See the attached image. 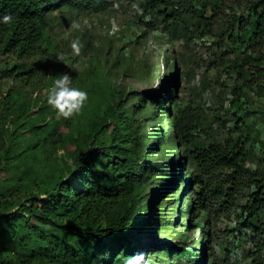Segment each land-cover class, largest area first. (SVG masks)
I'll return each mask as SVG.
<instances>
[{
    "label": "trees",
    "instance_id": "1",
    "mask_svg": "<svg viewBox=\"0 0 264 264\" xmlns=\"http://www.w3.org/2000/svg\"><path fill=\"white\" fill-rule=\"evenodd\" d=\"M97 4L99 0H0V16L9 14L14 21L0 23V53L20 60L4 70L3 77L23 79L36 64L33 58L45 55L39 53L52 45L46 36L50 11L65 6L96 9ZM138 11L146 28L161 27L173 37L188 23H195L201 36L212 34V20L206 18L211 12L222 25L217 36L229 48L216 55V67L234 77L235 87L240 84L237 93L245 87L264 96V0H139ZM170 55L171 64L166 57L170 71L165 74L169 77L157 84L166 88L163 96L149 91L147 101L156 105L149 115L142 98L129 106L128 94L105 84L106 75L91 79L106 101L88 109L78 133L68 126V133L57 134L60 126L53 119L40 123L39 117L29 118L26 99L19 93L3 103L0 167L10 163L18 172L23 170L19 181L38 186L41 180L47 188L14 198L17 190L0 182V264H123L138 253L145 254L148 264H161L164 255L169 264H181L182 258L172 259L180 251L170 243L174 234L163 236L172 229L165 214L164 230L158 228V217L142 216L145 209L157 213L161 207H174L176 192L177 201L182 198L188 206L175 208L181 229L173 233L193 243V223L205 215L204 224H197L199 249L193 252L189 245L183 264L213 263L206 252L221 217L239 223L248 234L254 246L248 257L257 264L264 258V172L246 167L253 160L247 147L254 139L251 128L242 121L243 131L235 138L206 142L200 135L203 128L190 114L195 106L182 107L175 100L178 83L190 75L181 73V62ZM11 122L15 129L30 127L24 150L8 143L14 135L7 126ZM149 135L153 142L145 143ZM255 138L259 140L257 134ZM171 139L173 148L168 146ZM58 147L72 150L57 157ZM160 179L157 185L150 183ZM190 230L192 234H187ZM159 231L162 239L153 241Z\"/></svg>",
    "mask_w": 264,
    "mask_h": 264
},
{
    "label": "rangeland",
    "instance_id": "2",
    "mask_svg": "<svg viewBox=\"0 0 264 264\" xmlns=\"http://www.w3.org/2000/svg\"><path fill=\"white\" fill-rule=\"evenodd\" d=\"M97 5L96 9L77 10L65 6L50 11L46 36L49 37L52 45L48 50L39 53L45 55L33 58L32 61L36 64L32 72L25 74L23 79L13 75L10 78L3 77L4 70L16 67L20 64V60L16 56L0 53V114L4 112L3 103L11 95L19 93L26 99L29 118L39 117L40 123L53 119L57 127L60 126L57 134L68 133V126L74 130V133H78L87 121L88 109L95 110L98 105L106 101L101 96L103 93L93 87L91 79L94 82L96 75H98L97 80L106 75L105 84L121 88L128 94L126 99L129 106L133 102L136 103L137 98H142L146 103V114L149 115L150 110H155L156 106L151 101H147L150 92L156 90L163 96L166 90L157 84L165 77H169L165 76L166 72L170 71L166 57L168 56L171 64V53L176 55L181 62L179 68L181 73L185 71L190 75L178 83L175 100L177 98V103H180L182 107L188 103L195 106L196 110L190 114L203 128L200 132L201 137L206 142H223L224 138H235L243 131L242 121L247 123L251 128L250 138L254 137V139L247 144V147L253 151V160L249 161L246 167L252 171L264 172V96L257 97L252 90L245 87L238 89L241 94L237 93L234 90L240 84L235 87L234 77L229 73H224L222 68L216 67L214 62L216 55L229 49L217 36L222 28L221 22L217 23L218 18L211 16L212 13L209 11L206 14V18L211 19L213 24L210 35L201 36L195 30L196 24L192 23L190 26L188 23L187 28L175 32L174 38L169 31H163L161 27H155V29L145 27V24L141 22V12L138 11L139 0H99ZM73 22L80 25L79 30L71 28ZM73 39H78L83 45L80 56L73 55L69 48V43ZM61 54L64 58L62 62H59L57 57ZM92 72L95 73L93 78L88 76ZM63 73L71 76L73 86L88 94V100L81 113L69 120L59 118L46 100L48 90L53 86L52 84L49 87L50 81ZM20 123L25 124V119H22ZM7 126L14 133L8 143L12 141L11 146L17 151L24 150L30 140V127L22 125L15 129L16 126L12 122ZM150 131L151 129L146 127V134H150ZM256 134L259 136L258 141L255 140ZM148 142H153V136L149 135L145 143ZM173 144L174 140L171 139L168 146L173 148ZM68 150L72 148L67 149L66 147L64 151L58 147L54 155L64 156V152L67 154ZM65 159L69 163L67 156ZM10 165L7 163L0 167V182H5L3 183L5 188L12 186L11 188L17 190L14 198L22 196L24 192L37 195L46 190L47 187L41 180L38 181V186L29 185L26 179L19 181L18 179L24 176H21L23 170L18 172ZM153 182L157 185L161 179L150 181V183ZM179 188V186L176 187L178 191ZM174 197L176 198L174 207H161L157 213L153 208L148 211L145 209L142 216L158 217V228L164 230L161 219L165 214L172 229L170 228V232L167 233L163 231V236L174 234L170 238V243L173 250L180 251L172 259L180 257L182 258L181 264H183L187 258L184 259L182 254L191 249L188 246L192 244L193 252L197 248L196 240L199 237L197 224L198 222L204 224L205 215L198 214V218L193 223L195 225L193 226L195 238L193 243L180 238L178 232L173 233L172 231L181 229V226L179 227L180 217L175 208H186L188 202H183L182 198L178 202V192L174 194ZM238 224L235 221H226L223 217L219 219L218 232L214 236L215 243L213 241L211 248L206 250V256L210 254L209 260L213 261L212 264H257L247 256L254 246L248 234L241 230ZM227 231L234 233H227ZM191 232L190 230L187 234H192ZM160 235L161 231L153 241H160L162 239ZM219 248L222 251L226 248L227 252H221ZM168 261L164 255L161 264H169ZM207 261L205 264H209ZM173 263L178 264L175 262L171 264ZM259 264H264V258L259 260Z\"/></svg>",
    "mask_w": 264,
    "mask_h": 264
},
{
    "label": "clouds",
    "instance_id": "3",
    "mask_svg": "<svg viewBox=\"0 0 264 264\" xmlns=\"http://www.w3.org/2000/svg\"><path fill=\"white\" fill-rule=\"evenodd\" d=\"M13 22V17L9 14L0 16V23L11 24ZM71 28L79 30L80 25L73 22ZM69 48L73 55L80 56L83 45L78 39H73L69 43ZM63 58L61 54L57 57V61L62 62ZM46 100L59 118L69 120L81 113L88 100V94L73 86L71 76L63 73L54 80L53 86L48 90ZM123 264H148V261L145 254L138 253L125 258Z\"/></svg>",
    "mask_w": 264,
    "mask_h": 264
}]
</instances>
